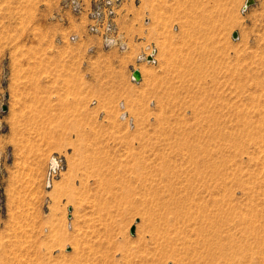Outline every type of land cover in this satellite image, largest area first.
Instances as JSON below:
<instances>
[{"label":"rangeland","instance_id":"1","mask_svg":"<svg viewBox=\"0 0 264 264\" xmlns=\"http://www.w3.org/2000/svg\"><path fill=\"white\" fill-rule=\"evenodd\" d=\"M252 1L0 0V264H264Z\"/></svg>","mask_w":264,"mask_h":264},{"label":"water","instance_id":"2","mask_svg":"<svg viewBox=\"0 0 264 264\" xmlns=\"http://www.w3.org/2000/svg\"><path fill=\"white\" fill-rule=\"evenodd\" d=\"M252 2H253L252 0H245V2H244V7H246L247 5L251 4ZM231 37H232V38H235V37H236V32H232V33H231ZM131 77H132L134 80H138V78H139V73H138V71H137V70H133V71L131 72ZM2 109H4V108H2ZM129 232H130V233L132 232V228H130Z\"/></svg>","mask_w":264,"mask_h":264},{"label":"bare ground","instance_id":"3","mask_svg":"<svg viewBox=\"0 0 264 264\" xmlns=\"http://www.w3.org/2000/svg\"><path fill=\"white\" fill-rule=\"evenodd\" d=\"M247 190H248V188H247ZM252 190V189H251ZM254 193V192H253ZM251 209V208H250ZM244 218V217H243Z\"/></svg>","mask_w":264,"mask_h":264}]
</instances>
